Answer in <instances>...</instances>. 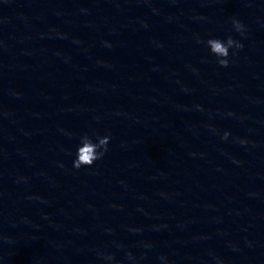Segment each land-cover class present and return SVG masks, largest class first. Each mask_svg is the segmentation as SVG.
Wrapping results in <instances>:
<instances>
[{
	"label": "clouds",
	"instance_id": "9594fccd",
	"mask_svg": "<svg viewBox=\"0 0 264 264\" xmlns=\"http://www.w3.org/2000/svg\"><path fill=\"white\" fill-rule=\"evenodd\" d=\"M203 18L204 17H201V19ZM231 23L233 30L243 37L246 32L245 24L237 18H233ZM197 42L206 44V46L210 51V54L216 58V63L222 68L229 67L230 57L231 58L236 57L238 55V52L242 50L244 47V45L239 40L234 39L231 35H229L226 39L213 37L207 39V41H203L199 36H197ZM230 50L232 51L230 52ZM229 136H230L229 132H224L221 138L223 140H227ZM110 140H111L110 135H104V136L98 135L96 136L95 141L88 134L81 135L79 138V144L77 145L76 148L75 159L72 161L73 169L79 170L82 167L91 168L96 161L102 159L105 156V154L109 151ZM238 142L240 144L248 143L246 139H239ZM61 167H63V165H61ZM21 179H26V178L21 177ZM131 231H137V230L131 229ZM117 247H123V246L117 245ZM144 247L151 248L152 245L149 243H145ZM97 255L102 260L108 262V264H118V262L115 260V256L112 254H106L102 251H98ZM125 256L128 261L132 262V264H138L137 258L133 256L131 252H126ZM140 259H143V257H141ZM158 259L164 262V264H167V258L165 256H160L158 257Z\"/></svg>",
	"mask_w": 264,
	"mask_h": 264
}]
</instances>
